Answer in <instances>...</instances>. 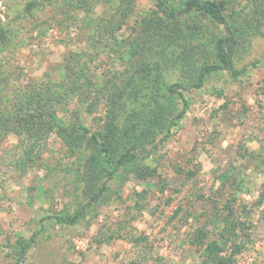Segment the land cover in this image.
<instances>
[{
  "label": "rangeland",
  "instance_id": "obj_1",
  "mask_svg": "<svg viewBox=\"0 0 264 264\" xmlns=\"http://www.w3.org/2000/svg\"><path fill=\"white\" fill-rule=\"evenodd\" d=\"M229 2L231 24L249 35L250 27L260 28L237 61L239 69L259 63L257 68L242 80L217 74L190 92L192 105L181 125L149 159L158 174L146 181L132 173L115 179L77 225L46 221L25 264H203L195 234L206 231V242L229 253L233 242L222 231L231 211L242 223L234 237L243 246L236 264H264V0ZM121 7L131 12L116 30ZM157 9L154 0L127 6L117 0H0V27L7 33L0 43V102L31 82L61 81L69 62L89 61L101 80L129 69V43L153 39ZM183 21L184 30L200 24L206 38L222 33L202 17ZM85 108L74 99L60 106L64 115L79 110L90 121ZM20 149L14 135L0 145V264H14L17 239L39 232L44 215H71L87 202L74 178L78 162L57 135L42 159L24 170L15 164ZM191 170L198 174L187 176Z\"/></svg>",
  "mask_w": 264,
  "mask_h": 264
},
{
  "label": "trees",
  "instance_id": "obj_2",
  "mask_svg": "<svg viewBox=\"0 0 264 264\" xmlns=\"http://www.w3.org/2000/svg\"><path fill=\"white\" fill-rule=\"evenodd\" d=\"M130 1L117 0L120 6H127ZM154 1L159 13L155 20L157 31L150 42L129 43V69L101 80L90 70L89 61L84 66L79 61L75 65L69 62L61 81L31 82L19 87L12 99L0 102V145L10 135L19 139L21 159L15 162L16 166L24 170L29 162H39L55 134L67 146V155L76 158L75 182L83 186L87 198L73 214L44 215L39 232L29 238L20 236L13 247L14 264L26 263L28 251L46 221L77 225L85 220L92 206L100 203L115 179H127L129 173L142 181L155 177L158 168L149 159L181 125L192 105L190 92L201 90L217 74L242 80L257 68L259 63L239 69L237 61L249 53L260 28L250 27L253 31L249 35L247 28L248 32L231 24L229 0ZM36 5L31 2L27 10ZM125 9L121 7L116 14V30L128 19L131 10ZM193 16L210 20L222 28V33L206 38L198 23L181 29L183 19ZM6 34L0 27V43L7 41ZM176 73L181 77L165 79ZM69 99L85 105L91 120L86 121L79 110L64 115L60 106ZM197 171L191 170L187 176L195 177ZM260 200H264V192ZM224 223L222 238L233 242L229 253H223L220 243L206 242V231L201 229L195 234V245L202 248L203 264H236L243 246L234 237L242 223L234 219L232 211Z\"/></svg>",
  "mask_w": 264,
  "mask_h": 264
}]
</instances>
